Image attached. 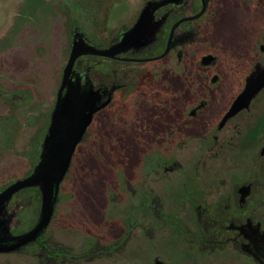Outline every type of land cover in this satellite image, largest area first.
<instances>
[{
    "label": "flooded vegetation",
    "instance_id": "1",
    "mask_svg": "<svg viewBox=\"0 0 264 264\" xmlns=\"http://www.w3.org/2000/svg\"><path fill=\"white\" fill-rule=\"evenodd\" d=\"M2 5L0 164H10L21 145L20 157L32 147L40 153L0 194L33 173L52 124L70 114L75 97L90 95L98 109L72 162L93 129L120 114L125 161L136 167L133 178L122 174V193L133 200L123 206L114 239L107 211L103 239L75 228L84 235L81 242L55 240L48 226L35 241L13 247L15 236L35 225L16 231L30 204V191L22 192L31 187L14 193L0 206V264H111L134 255L135 264H264V87L248 107L229 115L248 77L264 74V0ZM227 5L235 7L236 32L252 37L244 54L235 51L232 66L214 49V23ZM74 47L80 54L64 84ZM206 56H212L209 63ZM48 85L54 86L49 107ZM133 244L135 253H129Z\"/></svg>",
    "mask_w": 264,
    "mask_h": 264
},
{
    "label": "rangeland",
    "instance_id": "2",
    "mask_svg": "<svg viewBox=\"0 0 264 264\" xmlns=\"http://www.w3.org/2000/svg\"><path fill=\"white\" fill-rule=\"evenodd\" d=\"M6 3L7 0H0V23L2 24H5L7 18L2 5ZM237 18L235 7L227 5L223 9V18L214 23V35L218 37V45L214 49L219 53L222 63L227 66H232L236 61V50L243 52L252 44V37L236 32ZM246 22L244 19L240 21L242 25H246ZM65 35L66 33L63 36L66 61L69 50L66 47L68 40ZM53 92L54 86L48 85V107L51 104L50 99ZM113 119L114 122L110 125L106 123L95 127L92 131L94 134L89 135L88 142L77 150L69 173L61 185L54 218L47 230L50 238L76 244L84 239V235L81 230L77 231L75 228H89L91 233L103 239L106 236L107 211L111 212V238H116L121 232L122 219L125 214L123 206L127 207L133 200L127 192L125 196L123 195L125 186L122 174L125 172L133 178L131 176L136 166L125 161L121 115L118 114L117 118ZM35 131L36 127H32L28 135L34 138ZM263 135L262 132V137ZM258 143L259 139L256 140V148H258ZM24 150L22 145L17 147L16 157L10 164H0V187L11 183L14 176L21 177L22 173L37 162L39 147H32L25 157H20L19 153ZM36 189L39 188L33 186L22 192L26 194L30 191L29 196L31 197L26 212L20 216V222L16 228L18 232L29 229L38 219L41 194L36 193L34 191ZM111 194H113L112 200H110ZM132 248L133 251L129 253H135L134 244ZM130 258V256L122 257V259L113 260L111 264H135V255L132 260ZM32 264H35V261H32ZM92 264H104V261L96 260Z\"/></svg>",
    "mask_w": 264,
    "mask_h": 264
},
{
    "label": "water",
    "instance_id": "3",
    "mask_svg": "<svg viewBox=\"0 0 264 264\" xmlns=\"http://www.w3.org/2000/svg\"><path fill=\"white\" fill-rule=\"evenodd\" d=\"M132 36V35H131ZM80 54L74 47L64 70V84L69 78L74 62ZM212 56H206L204 63H209ZM264 87V74L248 77L246 87L235 100L231 112L248 107L255 95ZM70 114L62 121L53 123L50 134L43 147L41 158L33 173L7 186L0 194V206L14 193L26 187L38 186L41 194L40 213L35 225L28 231L16 235L17 243L13 247H20L35 241L40 237L53 220L58 202L61 184L70 169L72 158L77 145L82 140L87 127L92 121L93 114L98 107L91 96L75 97ZM264 153V148H263Z\"/></svg>",
    "mask_w": 264,
    "mask_h": 264
},
{
    "label": "trees",
    "instance_id": "4",
    "mask_svg": "<svg viewBox=\"0 0 264 264\" xmlns=\"http://www.w3.org/2000/svg\"><path fill=\"white\" fill-rule=\"evenodd\" d=\"M34 191H35L36 193H38V194L40 193V192H39V189H36V190H34ZM30 197H31V195H30Z\"/></svg>",
    "mask_w": 264,
    "mask_h": 264
}]
</instances>
